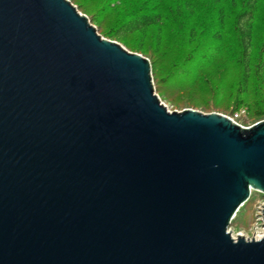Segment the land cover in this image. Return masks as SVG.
<instances>
[{
	"label": "water",
	"instance_id": "obj_1",
	"mask_svg": "<svg viewBox=\"0 0 264 264\" xmlns=\"http://www.w3.org/2000/svg\"><path fill=\"white\" fill-rule=\"evenodd\" d=\"M253 191L264 119L170 111L70 0H0V264H264Z\"/></svg>",
	"mask_w": 264,
	"mask_h": 264
},
{
	"label": "rangeland",
	"instance_id": "obj_2",
	"mask_svg": "<svg viewBox=\"0 0 264 264\" xmlns=\"http://www.w3.org/2000/svg\"><path fill=\"white\" fill-rule=\"evenodd\" d=\"M71 1V0H70ZM75 0L100 35L154 63L153 83L170 111L191 108L227 117L239 113L237 123L249 127L263 120L264 108V1L257 2L251 21L253 43L250 55L249 94L240 93V43L236 17L246 0ZM107 5V7H106ZM79 6V7H78ZM163 10L165 19L148 30L121 41L110 36L127 13L136 9ZM111 13V14H110ZM160 34L161 40L158 41ZM220 35L221 40H219ZM195 83L186 88L193 80ZM213 91L205 90L207 83ZM199 81V82H196ZM264 229V197L253 191L230 227L234 237L255 238Z\"/></svg>",
	"mask_w": 264,
	"mask_h": 264
},
{
	"label": "trees",
	"instance_id": "obj_3",
	"mask_svg": "<svg viewBox=\"0 0 264 264\" xmlns=\"http://www.w3.org/2000/svg\"><path fill=\"white\" fill-rule=\"evenodd\" d=\"M72 2L75 0H71ZM107 4L112 2V0H106ZM155 0H151L153 2ZM260 0H246L244 8L238 13L236 17V32L238 35L239 43H240V62H241V74L239 79V86H240V93L243 95L249 94L250 88V55H251V48L253 43V31L251 26V21L257 11V2ZM264 1V0H263ZM79 7V6H78ZM107 7V5H106ZM111 14V13H110ZM125 15L124 18L122 17L118 24L113 28L110 36L112 38L125 41L127 36L135 35L137 33H142L153 26H158L166 17V13L159 9H154L150 7L148 9H136ZM92 20V19H90ZM158 41L160 42L161 37L160 34L157 35ZM221 35L219 40H221ZM151 64V71L154 74V63L150 60ZM155 79V77H153ZM199 82V81H196ZM195 83V79L188 85L186 88H190ZM202 84L207 83V86L204 87L205 90L213 91L214 87L203 79L201 82ZM156 91L160 94H164L161 90V86L157 83H154ZM264 116V108L259 116ZM246 204V203H245ZM244 204V205H245ZM243 205V206H244ZM240 210V209H239ZM238 210V211H239ZM237 211V212H238ZM237 214V213H236ZM234 220V219H233Z\"/></svg>",
	"mask_w": 264,
	"mask_h": 264
},
{
	"label": "built area",
	"instance_id": "obj_4",
	"mask_svg": "<svg viewBox=\"0 0 264 264\" xmlns=\"http://www.w3.org/2000/svg\"><path fill=\"white\" fill-rule=\"evenodd\" d=\"M239 117V113H236L234 116L230 117L233 121L237 122V118ZM263 233V234H262ZM260 233L262 237L264 236V232ZM256 238V237H255Z\"/></svg>",
	"mask_w": 264,
	"mask_h": 264
},
{
	"label": "bare ground",
	"instance_id": "obj_5",
	"mask_svg": "<svg viewBox=\"0 0 264 264\" xmlns=\"http://www.w3.org/2000/svg\"><path fill=\"white\" fill-rule=\"evenodd\" d=\"M262 232H264V229H263ZM262 234H263V233H262ZM260 238H262V235H261V234H259V235L256 237V239H260Z\"/></svg>",
	"mask_w": 264,
	"mask_h": 264
}]
</instances>
